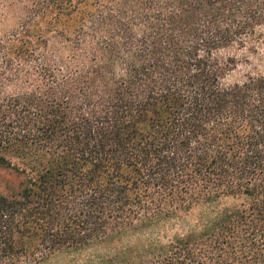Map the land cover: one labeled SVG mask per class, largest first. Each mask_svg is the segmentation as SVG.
<instances>
[{"label":"trees","instance_id":"trees-1","mask_svg":"<svg viewBox=\"0 0 264 264\" xmlns=\"http://www.w3.org/2000/svg\"><path fill=\"white\" fill-rule=\"evenodd\" d=\"M230 50L264 0H0V264L138 224L181 232L98 264H264V73Z\"/></svg>","mask_w":264,"mask_h":264},{"label":"rangeland","instance_id":"rangeland-1","mask_svg":"<svg viewBox=\"0 0 264 264\" xmlns=\"http://www.w3.org/2000/svg\"><path fill=\"white\" fill-rule=\"evenodd\" d=\"M225 54H236L242 59L237 69L228 77V81L241 80L248 73H264V50L259 53L240 52L237 50L227 51ZM248 58V60H245ZM18 179L13 173L0 166V192L7 193L16 189ZM209 214V209L196 211L194 214ZM181 231L174 225H148L138 224L128 228L121 234L100 241L90 247L78 251H70L55 254L47 259H38L27 264H98L106 257H116L127 254L129 250L136 252L151 251L155 243L166 245L174 236Z\"/></svg>","mask_w":264,"mask_h":264}]
</instances>
